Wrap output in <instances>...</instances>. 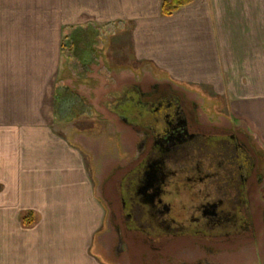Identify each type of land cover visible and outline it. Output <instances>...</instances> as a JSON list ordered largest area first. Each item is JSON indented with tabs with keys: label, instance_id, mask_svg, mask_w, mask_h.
Listing matches in <instances>:
<instances>
[{
	"label": "crops",
	"instance_id": "0c3cea01",
	"mask_svg": "<svg viewBox=\"0 0 264 264\" xmlns=\"http://www.w3.org/2000/svg\"><path fill=\"white\" fill-rule=\"evenodd\" d=\"M161 1L0 0V264H112L100 250L105 211L89 163L57 137L59 109L76 105L69 92L88 93L75 79H121L105 56L124 51L137 67L124 78L135 82L144 74L221 98L264 146V0H194L169 17ZM79 30L123 41L112 53L103 38L90 57L71 44L64 56L63 38Z\"/></svg>",
	"mask_w": 264,
	"mask_h": 264
},
{
	"label": "flooded vegetation",
	"instance_id": "af4514ba",
	"mask_svg": "<svg viewBox=\"0 0 264 264\" xmlns=\"http://www.w3.org/2000/svg\"><path fill=\"white\" fill-rule=\"evenodd\" d=\"M99 101L121 130L92 173L107 262L243 264L249 252L264 264V146L243 123H216L179 88L145 79Z\"/></svg>",
	"mask_w": 264,
	"mask_h": 264
},
{
	"label": "rangeland",
	"instance_id": "374dc122",
	"mask_svg": "<svg viewBox=\"0 0 264 264\" xmlns=\"http://www.w3.org/2000/svg\"><path fill=\"white\" fill-rule=\"evenodd\" d=\"M111 34V33H110ZM115 34V33H114ZM100 35V36H99ZM106 39L109 41V45L107 48L111 49L112 53H114L117 49L116 46H118V42L123 41L122 37L121 40L118 38V36L109 35V32L105 33H98L97 31H75L70 37L63 38V45L66 47L65 50H63L64 56L67 55V53H70L71 48H67L68 46H71V44H74L76 46V50L85 51L86 57H90L91 55H94L97 52V48L99 47V41ZM89 47V48H87ZM87 48V49H86ZM67 49H69L67 51ZM117 52V51H116ZM84 54V55H85ZM107 55V54H105ZM113 55V54H112ZM63 56V57H64ZM80 58V57H79ZM79 58H76L75 63L78 61ZM127 55L124 51L117 52V58L112 59L110 56H105V71L108 73L109 71H115L114 73L117 74V77L121 76L120 78H108L111 76V73L106 74V77H98L97 75H92L96 79L95 80H81V79H75L73 81V85H77L75 88L78 89L80 84H86L87 86L83 88V90L87 91L90 94V98L88 99V93L87 95H84L83 93H77V92H69L68 98L72 99L71 102H75L76 105L67 112L62 111V109H59L58 116H57V125L58 129L63 131L64 135L67 136V141L65 140L64 135L61 133H58L57 137L58 140H64L68 145L71 147H74L75 149L79 150V147L83 150V154L85 156L86 150L91 148L94 151H98L101 153V155H98L96 153L94 155V158H87L86 156L84 158L87 159L92 173L95 171V175L99 173L100 165L99 161L106 160V162L111 161L113 158L107 155L106 153H114L113 156L115 157L116 153L115 150L119 147V141L117 139L119 136L114 137V132H121L118 127H114L113 125H116V117L110 115L109 113H102L100 108V101L101 97L106 95L109 92L116 91L119 89V87L124 83H135L134 80L129 78H124L127 75L128 70L126 68H135L136 66H131L129 61L127 60ZM82 59V56H81ZM65 58L63 60V66L62 71L65 70ZM77 65H74L73 70L77 71ZM100 66V65H99ZM71 68V69H72ZM137 68V67H136ZM98 69L101 70L99 67ZM95 69V70H98ZM89 67L85 69H81L78 73L81 77L89 76L88 72ZM84 72L83 74H81ZM159 78L161 75H157ZM123 77V78H122ZM75 78H77V75H75ZM137 79V78H136ZM139 80L137 82L142 81L145 79L149 84L155 83L152 78L149 75H140ZM81 82V83H80ZM69 84V82H68ZM180 89V88H179ZM184 93H186L188 96H190L192 99L197 101L200 106L202 107V110L207 115L208 118L213 119L216 123L219 121H222L223 119H226L228 121H233L231 116H229V113L226 111V107L223 104L224 101L221 98H209L208 95L205 94L204 90L194 89L193 87H185V89H180ZM197 91V92H195ZM86 104V105H85ZM90 104V106H93V108L96 110L97 113H94L90 110V106L87 105ZM100 113L101 117L99 115V122L106 121V128L105 129H99V126L97 127V124L95 125L94 119H96L98 116L96 114ZM95 114V115H94ZM89 116V118H88ZM236 120L235 118H233ZM81 122V123H80ZM112 122H114L112 124ZM115 128V129H114ZM68 129V131H67ZM66 131V132H65ZM81 134H84V137H81ZM113 134V137H112ZM121 135V134H120ZM112 137V138H111ZM116 138V141L113 139ZM89 139V140H88ZM74 141V143H72ZM90 141V144H88ZM117 142V144H115ZM90 146V147H89ZM72 149V148H71ZM80 151V150H79ZM99 158V161H98ZM85 160V159H84ZM86 161V160H85ZM86 161V162H87ZM56 182L58 185H63L65 183V180L62 175H57ZM98 193V191H96ZM243 261L241 263L243 264H250L252 263L251 260L252 256L250 257V254H245ZM250 261L248 262V260Z\"/></svg>",
	"mask_w": 264,
	"mask_h": 264
},
{
	"label": "trees",
	"instance_id": "16d2710c",
	"mask_svg": "<svg viewBox=\"0 0 264 264\" xmlns=\"http://www.w3.org/2000/svg\"><path fill=\"white\" fill-rule=\"evenodd\" d=\"M194 0H162L160 6V14L163 17H169L181 10L182 8L192 4ZM63 50L65 46L63 45ZM33 213H26L21 221L22 224L26 227H29L33 224Z\"/></svg>",
	"mask_w": 264,
	"mask_h": 264
}]
</instances>
